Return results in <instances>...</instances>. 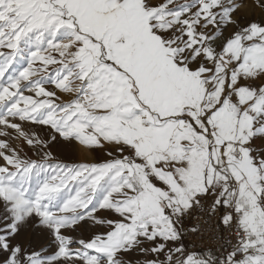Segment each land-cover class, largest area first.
Masks as SVG:
<instances>
[{"label": "snow or ice", "instance_id": "6c2138e0", "mask_svg": "<svg viewBox=\"0 0 264 264\" xmlns=\"http://www.w3.org/2000/svg\"><path fill=\"white\" fill-rule=\"evenodd\" d=\"M0 264H264V0H0Z\"/></svg>", "mask_w": 264, "mask_h": 264}, {"label": "rangeland", "instance_id": "374dc122", "mask_svg": "<svg viewBox=\"0 0 264 264\" xmlns=\"http://www.w3.org/2000/svg\"><path fill=\"white\" fill-rule=\"evenodd\" d=\"M250 2V0H249ZM18 143V141H14ZM57 156L69 163H78L83 161H92L102 158L103 153L90 151L86 146L79 144L61 145L57 150Z\"/></svg>", "mask_w": 264, "mask_h": 264}, {"label": "built area", "instance_id": "2783aa9c", "mask_svg": "<svg viewBox=\"0 0 264 264\" xmlns=\"http://www.w3.org/2000/svg\"><path fill=\"white\" fill-rule=\"evenodd\" d=\"M197 219H198V217L194 216L193 217V223H195L197 221ZM205 227H207V225ZM205 244H207V241H203V242H201L199 240L196 241V246L197 247H203Z\"/></svg>", "mask_w": 264, "mask_h": 264}]
</instances>
